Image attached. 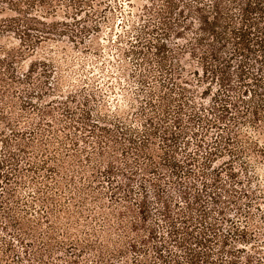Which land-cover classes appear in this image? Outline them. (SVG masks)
<instances>
[{"label": "trees", "instance_id": "obj_1", "mask_svg": "<svg viewBox=\"0 0 264 264\" xmlns=\"http://www.w3.org/2000/svg\"><path fill=\"white\" fill-rule=\"evenodd\" d=\"M126 1L111 60L105 0H0V264H264V0ZM88 35L115 102L22 71Z\"/></svg>", "mask_w": 264, "mask_h": 264}, {"label": "rangeland", "instance_id": "obj_2", "mask_svg": "<svg viewBox=\"0 0 264 264\" xmlns=\"http://www.w3.org/2000/svg\"><path fill=\"white\" fill-rule=\"evenodd\" d=\"M119 4H121L122 8L118 9L116 7V4L114 0H105L104 7L101 8L102 15H105L106 12H108V9H105L106 4H110V6H114L116 8L113 15V22L114 24H108L103 25V32L100 35V42L101 46L104 49V54L107 58H110L111 60L119 59L118 51L115 48V44L117 43V38L119 34H122L123 32V26H125L124 20L125 15L130 12V8L127 5L126 0H117ZM10 14V13H8ZM7 14V15H8ZM61 18H58L60 20ZM99 18L94 21L88 22V26H94L98 22ZM50 22V20H48ZM85 24V22H83ZM90 38V35L86 36V42L84 45L76 46L68 37H59L56 38L54 41L45 42L41 44L38 48V51L36 53L30 52L29 55L23 57L21 59V66L22 71L28 70L29 65L33 61H47L50 65L49 70L50 75L46 79H44L47 84H53L56 81V78L59 73L62 74L67 80V84L64 87V90L66 93L73 91L75 89H81L82 91H88L90 88V81L89 78L97 77L99 80L98 86L102 88L103 93L106 95V98L109 100V102H115L116 97L114 94H111L107 92L106 88V81L107 78H104L103 72L105 71V65L103 64L102 58H98L97 55L92 54L89 52V49L85 51V48L89 47L88 39ZM1 44L6 47L7 49H15V50H23L25 49V46H23L20 41L16 38H14L13 34H9L1 39ZM36 47V46H35ZM27 48V47H26ZM37 48V47H36ZM31 50V49H26ZM31 54V55H30ZM126 59V65L129 66V69H133L136 66V61L131 58L127 57ZM121 60V59H119ZM118 89V88H117ZM110 103V104H111ZM1 159V156H0ZM261 189L264 191V179H262V186ZM30 190H21L20 198L23 200L30 201ZM257 194H262V192H259L257 190ZM262 208L264 210V201L262 204ZM33 214L34 211L31 210ZM36 217H39L38 215H34ZM35 218V217H32ZM257 234V233H256ZM0 236L5 237V233L0 231ZM257 247L263 248L264 253V236L258 235L256 237ZM69 244V243H68ZM72 251V250H71ZM250 253L253 252V250H248ZM71 254L70 250L69 252L64 253V256H68ZM19 256L23 257V249H19ZM259 256L256 254V257ZM24 258V257H23ZM261 258V257H260ZM264 263V262H263ZM28 264V263H24ZM56 264H66L56 262ZM70 264V263H67Z\"/></svg>", "mask_w": 264, "mask_h": 264}]
</instances>
